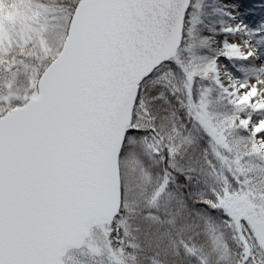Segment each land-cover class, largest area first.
Wrapping results in <instances>:
<instances>
[{
  "label": "snow or ice",
  "instance_id": "snow-or-ice-1",
  "mask_svg": "<svg viewBox=\"0 0 264 264\" xmlns=\"http://www.w3.org/2000/svg\"><path fill=\"white\" fill-rule=\"evenodd\" d=\"M0 264H264V0H0Z\"/></svg>",
  "mask_w": 264,
  "mask_h": 264
},
{
  "label": "bare ground",
  "instance_id": "bare-ground-1",
  "mask_svg": "<svg viewBox=\"0 0 264 264\" xmlns=\"http://www.w3.org/2000/svg\"><path fill=\"white\" fill-rule=\"evenodd\" d=\"M246 2L255 4V0H247Z\"/></svg>",
  "mask_w": 264,
  "mask_h": 264
},
{
  "label": "rangeland",
  "instance_id": "rangeland-1",
  "mask_svg": "<svg viewBox=\"0 0 264 264\" xmlns=\"http://www.w3.org/2000/svg\"><path fill=\"white\" fill-rule=\"evenodd\" d=\"M247 1V0H246ZM259 2V0H255V3H258Z\"/></svg>",
  "mask_w": 264,
  "mask_h": 264
}]
</instances>
